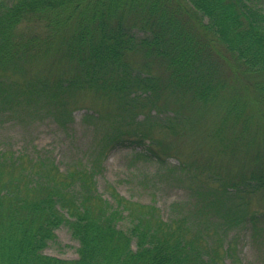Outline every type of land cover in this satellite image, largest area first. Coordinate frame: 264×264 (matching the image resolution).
<instances>
[{"label": "trees", "instance_id": "obj_1", "mask_svg": "<svg viewBox=\"0 0 264 264\" xmlns=\"http://www.w3.org/2000/svg\"><path fill=\"white\" fill-rule=\"evenodd\" d=\"M219 46L243 67L264 110V0H0V116H33L51 106L50 115L64 124L72 113L68 97L94 89L115 94L132 117L139 99L160 89L159 76L145 69L149 61L166 68L170 90L206 103L221 88L210 55ZM50 54L68 63L69 77L22 83L12 77ZM136 54L145 60L140 67L130 60ZM119 137L102 133L97 158L64 169L41 154L27 165L20 151H0V264H238L236 234L243 231L264 247V215L248 211L246 202L247 194L264 191V168L216 178L221 186L210 188L191 163L169 170L154 154L155 180L181 171L194 197L171 205L165 216L155 203L127 199L115 187L109 199L98 191L101 158L125 143ZM62 225L79 243L75 259L44 252Z\"/></svg>", "mask_w": 264, "mask_h": 264}, {"label": "rangeland", "instance_id": "obj_2", "mask_svg": "<svg viewBox=\"0 0 264 264\" xmlns=\"http://www.w3.org/2000/svg\"><path fill=\"white\" fill-rule=\"evenodd\" d=\"M210 55L217 65L216 81L221 88L206 103L192 98L187 90H170L171 79L166 68L149 61L150 68L145 69L159 76L160 89L152 98L150 95L140 98L137 102L140 106L132 117L119 107L115 94L85 89L68 97L72 113L64 124L50 115L51 106L33 116L26 111L21 116H0V151H20L27 165L35 155L41 154L43 159L54 160L64 169L65 165L79 163L78 159L85 163L97 158L102 133L120 135L125 143L108 148L101 158L98 191L109 199L107 190L115 187L127 199L155 203L166 216L171 205L194 197L189 178L181 171L169 179L155 180L153 175L159 162L154 154L165 158L169 170H174V165L180 162L191 163L201 178H208L210 188L221 186L216 178L235 180L250 170L264 168V110L253 99L250 80L243 67L222 46L214 48ZM130 60L139 67L145 61L140 54L132 55ZM19 70L21 74L11 75L20 83L31 76L67 78L72 74L68 63L54 54L44 60L24 63ZM232 99L238 110V118L233 123L234 115L228 112ZM90 114L96 118H90ZM152 115L164 119L166 124L159 119L144 120L145 116ZM174 115L179 117L177 121L170 120ZM138 153L146 155L138 157ZM194 185L195 188L197 185ZM246 199L248 211L264 215V191L249 193ZM236 235L241 240L238 264H264V247L254 245L247 231ZM78 247L68 226L62 225L44 252L75 259Z\"/></svg>", "mask_w": 264, "mask_h": 264}]
</instances>
